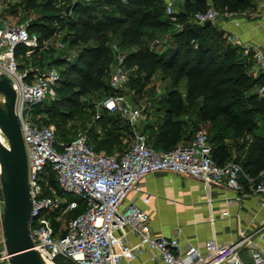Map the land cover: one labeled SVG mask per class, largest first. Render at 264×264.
<instances>
[{"label": "built area", "instance_id": "2783aa9c", "mask_svg": "<svg viewBox=\"0 0 264 264\" xmlns=\"http://www.w3.org/2000/svg\"><path fill=\"white\" fill-rule=\"evenodd\" d=\"M93 1V0H86ZM177 1L167 0L166 12H175ZM264 1V0H263ZM4 4L0 0V76H5L17 91V114L21 121L29 163V187L33 203L30 230L35 246L41 255L54 260L58 255L72 258L78 264H122L139 258L149 248L152 259L166 264H264V252L254 248L253 259H244L239 248L249 243L246 231L231 243H219L215 238L200 243L183 242L179 236H151L148 231V212L136 201L126 203L131 193L143 192L142 180L150 173L170 171L202 181L208 196L214 187L227 186L240 193L244 190L241 175L243 166L237 161L219 164L213 158L210 132L200 127L193 140L169 151L150 146L140 124L147 104L139 105L124 93L129 74L125 68L126 55L118 45L117 63L111 72L110 84L115 94L104 101L110 111H118L131 125L134 141L130 147L108 153L98 151L90 143L87 129H79L73 140L66 142L57 135L54 124H44L35 119L32 108L45 100L58 97L60 73L55 67L38 68L20 66L16 50L19 45L27 47V55L43 45L40 35L31 32L29 22L12 23L3 16ZM220 11L207 1L204 10L195 13L196 20L204 24L216 23ZM237 25L240 23L237 21ZM233 40L243 45L237 35ZM60 46H64L63 43ZM253 51L256 72L264 71V50L257 46H245V52ZM264 97V83L257 90ZM50 167L49 176L42 175ZM52 176L59 188L51 183ZM253 183L255 178L246 175ZM70 192L79 199L67 200L62 193ZM264 204V181L255 186ZM150 197L143 198L148 203ZM211 202V197L209 198ZM228 206H240V197L228 199ZM81 210L67 218L64 227L56 222L71 211ZM45 211L48 214H45ZM59 211H61L59 213ZM55 212V213H52ZM230 215V210L223 211ZM211 220L214 222L215 217ZM128 227L139 237L137 243H122L116 231ZM5 240V238H4ZM253 248V247H252ZM8 251L0 246V264H10Z\"/></svg>", "mask_w": 264, "mask_h": 264}, {"label": "trees", "instance_id": "16d2710c", "mask_svg": "<svg viewBox=\"0 0 264 264\" xmlns=\"http://www.w3.org/2000/svg\"><path fill=\"white\" fill-rule=\"evenodd\" d=\"M59 1L23 0L25 8L41 13L38 19L31 20L29 29L40 35L42 44L53 35L54 31L48 27L47 20L57 14L56 4ZM99 1L75 2L71 12L78 14L84 4H96L100 7ZM207 1L186 0V11L180 13L179 19L187 23L173 31L170 38L163 37V40L155 38L153 31L176 24L172 15L166 17L164 14L165 1L124 0V7L120 11L122 15L104 11L101 16L107 21L102 25L80 23L78 19L65 17L71 30L65 37L69 41L68 52H60L54 56L47 51L37 50L27 55V47L19 45L16 54L22 68L55 67L60 73L58 97L45 100L37 106V121L51 124L48 122V115L53 114L58 105L67 102L71 105V111L66 116L70 120L77 118L85 123L79 129L88 130L90 143L96 150L113 153L131 146L134 141L133 129L118 111H110L105 107V112L93 121L98 125V129L94 131L95 125H86L96 113V101L90 99L88 104L82 102V98L88 94L96 93L98 97L103 92L115 94L110 77L112 64L117 57L115 59V54L110 50L107 35L114 33L119 37L116 45L128 48L125 64L133 63L139 73L145 72L143 84L136 85L139 91L143 90L160 69L173 83L166 99L157 105L147 103L144 129L150 130V133H143L150 146L158 150H172L182 140L193 139L192 132L189 133L192 122L207 123L213 145V158L219 164L230 161L241 163L245 174L240 178L244 184L251 183L246 175L255 178L252 183L255 186L264 181V134L259 132L261 126L264 127V97L253 91L261 77L254 76L248 62L237 58V48L227 40L225 32L213 28L215 23L187 21V14L195 15L204 10ZM2 2L3 16L10 21V16L17 14L19 5L12 0ZM213 3L230 13L253 6V0H213ZM109 29L111 30L107 32ZM156 42L159 46L163 45V48L158 49ZM184 79L187 80L185 97L178 87ZM129 83L130 77L128 85ZM151 110L155 113L153 121L150 120L153 114ZM193 114L195 121L188 117ZM56 130L58 137L66 142L75 137L67 136V133L60 134L58 128ZM51 183L59 188L53 176ZM60 192L62 193L61 190ZM0 199L3 200L1 188ZM80 211L76 210L73 215ZM54 262L78 264L64 255L56 256Z\"/></svg>", "mask_w": 264, "mask_h": 264}, {"label": "crops", "instance_id": "0c3cea01", "mask_svg": "<svg viewBox=\"0 0 264 264\" xmlns=\"http://www.w3.org/2000/svg\"><path fill=\"white\" fill-rule=\"evenodd\" d=\"M222 22L225 36L237 48V58L248 62L250 71L256 77H261L253 91L257 92L260 84L264 83V71L256 72V63L253 51L247 54L245 46L252 45L264 50V1L253 0V6L241 10ZM240 24L237 25L236 22ZM232 35H237L243 45L237 44ZM151 112H153L151 110ZM153 112L150 120L153 121ZM146 117L140 127L145 131ZM207 124V123H206ZM260 133L264 134L261 126ZM192 140L184 139L180 142L186 144ZM244 184V183H243ZM143 192L131 193L126 203L134 201L149 214L147 224L151 236L164 235L167 237L179 236L183 242L200 243L209 239H216L219 243H231L240 237V231L245 230L249 243L239 248L241 256L251 261L254 248L264 252V204L263 197L255 190V185L245 183L240 193L227 186H216L209 196L201 180L183 176L170 171H157L150 173L142 180ZM148 195V203L143 198ZM240 197L241 205L228 206L227 200H236ZM1 201V199H0ZM230 210V215L223 216V211ZM0 206V246L4 242L5 234ZM215 217V221L211 217ZM116 236L122 243H137L139 237L128 227L116 231ZM253 247V248H252ZM122 264H166L163 261L152 259V252L146 248L138 259L131 262L124 260Z\"/></svg>", "mask_w": 264, "mask_h": 264}, {"label": "rangeland", "instance_id": "374dc122", "mask_svg": "<svg viewBox=\"0 0 264 264\" xmlns=\"http://www.w3.org/2000/svg\"><path fill=\"white\" fill-rule=\"evenodd\" d=\"M13 3H17L18 5V10L16 15H11L10 16V21L18 24H22L25 22H31L32 19H38L39 15L41 14L40 12H36L34 9L31 8H25L23 5V0H12ZM83 0H60L57 4L56 7L58 8L57 14L55 16L50 17V19L47 20L48 27H51L54 31L53 35L49 38H46L45 41L43 42V46L39 49V52H48L49 54H53L54 56L58 55L60 52H68V45L69 41L65 40V37L71 33L70 28L68 24L66 23L65 17L69 18H75L78 19L80 23L82 22H90V23H95V24H100L102 25L103 22L107 21L106 18L101 16V14L105 12H111L113 14H119L122 15L120 11H122L124 7V0H100V7L96 4H84L81 6V10L78 14L75 12H71V7L73 3L75 2H80ZM165 3L167 0H164ZM190 1V0H189ZM213 2V0H208ZM85 2V0H84ZM187 2H182V1H177L175 4V12L172 14V18L176 21V24L170 28L167 29H160V30H154V36L155 38L159 39H164V38H170L171 34L173 31L183 27V25L187 22H182L179 19L180 13L183 11H186ZM217 9L220 11V15L218 17L217 22L214 24V29H218L219 31H223L224 29L222 28V22L226 21V19H229L228 17L234 16L230 12H227L225 8H223L220 5L215 4ZM69 8V10H67ZM164 14L166 17L169 16V14L166 12V8L164 7ZM49 13V12H46ZM52 13V12H51ZM239 14H242L241 11H238ZM53 14V13H52ZM54 15V14H53ZM171 16V15H170ZM44 17V16H43ZM42 18V17H41ZM66 20V21H65ZM43 21V20H42ZM187 21L192 22V23H198L196 20V17L194 14L189 13L187 14ZM111 29H109L107 32H109ZM108 35V43L110 45V50L113 54H115V59L117 57V52H115V45L119 42V37L114 34V33H107ZM164 37V38H163ZM98 39V38H97ZM228 40V39H227ZM63 43L64 46H60V44ZM165 43V42H164ZM158 44V42H156ZM232 44V43H231ZM158 49H162V46L157 45ZM134 47H137L136 45ZM122 53H124L127 56L128 48L123 47L120 48ZM117 63V60H115L112 64L111 72L115 68ZM125 68L128 71L129 77H130V83L127 85L126 88H124L123 92L128 94L130 100L134 103H137L139 105H145L147 103L152 102L154 105H157L158 103L162 102L164 99H166V95L168 90L173 86V83L170 79V77L165 76L164 71L160 69L157 73H155L151 81L143 87L142 91H139L136 85H141L143 84V77L145 76V72L139 73L137 71V68L134 66L133 63L130 64H125ZM186 79H184L181 84L178 86L179 89L181 90L183 96L185 97L187 94L186 90ZM111 94H106V92H103L101 97H98L96 93L93 94H88L82 98V102L84 103H89L90 99H95L96 101V107L94 108L96 110L95 115L92 116V120L87 123V127L94 124V119H97L99 117V114L103 113L105 110L104 106V101L107 99ZM5 101V96L2 92H0V104H4ZM37 109V106H34L32 108L33 115L36 119L35 111ZM71 111V105L67 104V102L63 103L62 105H58L56 109L53 110V114L48 115V122L51 124H54L56 129L58 128L60 134L67 133V136H75L77 130L81 127L84 126L85 123L81 122L80 119H68L66 114ZM90 111H93V108H90ZM105 112V111H104ZM189 119H193L195 121V115H189ZM187 117V118H188ZM59 125H62L59 127ZM189 126V133L192 132V137H195V134L199 127H208V124L202 123V122H192ZM98 129V125H95L94 131ZM130 137V136H128ZM0 138L7 144L10 145L8 137L5 135L3 129L0 126ZM193 140V139H192ZM51 170L50 167L47 168V170L43 173L42 177L44 180H47V177L49 176V171ZM1 187V184H0ZM63 197L66 198L67 200H72V199H79L77 196L70 192H65L62 193ZM0 206L2 209V221H3V212H4V200L0 201ZM61 211H59L60 213ZM55 213V212H52ZM75 213V211H71L68 215L63 216V218L59 221L56 222V225L58 227H64L67 223V218L69 216H72ZM45 214H48L47 211H45ZM54 261V260H53ZM7 264V263H6Z\"/></svg>", "mask_w": 264, "mask_h": 264}, {"label": "water", "instance_id": "95a60500", "mask_svg": "<svg viewBox=\"0 0 264 264\" xmlns=\"http://www.w3.org/2000/svg\"><path fill=\"white\" fill-rule=\"evenodd\" d=\"M69 10V8H68ZM211 20L205 24H212ZM0 92L5 96L0 104V126L10 145L0 138V184L4 200V245L10 264H42L41 253L34 248L30 230L33 203L29 187L28 153L21 121L17 114V91L0 76Z\"/></svg>", "mask_w": 264, "mask_h": 264}, {"label": "bare ground", "instance_id": "6f19581e", "mask_svg": "<svg viewBox=\"0 0 264 264\" xmlns=\"http://www.w3.org/2000/svg\"><path fill=\"white\" fill-rule=\"evenodd\" d=\"M0 172H1V165H0ZM41 261L42 264H57L56 262H54L52 259L48 258L45 255H41Z\"/></svg>", "mask_w": 264, "mask_h": 264}]
</instances>
